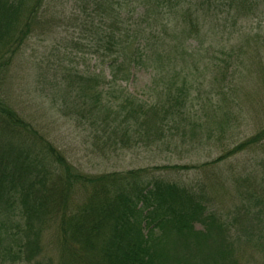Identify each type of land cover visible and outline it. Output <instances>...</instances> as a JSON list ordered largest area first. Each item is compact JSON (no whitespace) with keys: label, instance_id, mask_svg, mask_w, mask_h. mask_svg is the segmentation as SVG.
Wrapping results in <instances>:
<instances>
[{"label":"trees","instance_id":"trees-1","mask_svg":"<svg viewBox=\"0 0 264 264\" xmlns=\"http://www.w3.org/2000/svg\"><path fill=\"white\" fill-rule=\"evenodd\" d=\"M45 1L0 0V82L32 34ZM77 1L83 6L78 21L85 28L76 42L70 39L74 58H91L94 65L86 70L72 68L57 59L52 70L53 62L47 60L50 71L46 72H58L57 86H63V91H56L61 97L54 103L56 110L105 153L163 141L170 155L189 156L206 149L217 156L198 166L84 174L0 96V264H244L243 255L237 257L243 250L239 244L234 249L238 242L229 228L234 219L243 224L252 216L264 233V150L257 147L264 140V127L243 141L228 132L242 111L238 89L251 74L264 70L259 56L260 51L264 56V33L259 30L264 0ZM139 6L144 17L154 11L156 22L175 18L173 49L182 50L183 57L189 56L188 51L204 55L205 77L216 63L221 65L219 93L212 94L210 84L209 91L202 86L195 77L200 72L186 81L171 75L165 102L146 104L117 88L118 81L127 80L134 60L121 46L122 34L124 42L133 34L130 24L119 16H131ZM205 24L210 26L207 32L202 30ZM147 34L161 39L162 30ZM218 36L224 44H213ZM189 39L196 42L190 49L184 47ZM145 50L155 52L153 47ZM105 60L112 73L104 83L98 65ZM260 80L264 92V77ZM261 103L264 106V97ZM260 119L264 121V115ZM244 150L258 151L250 160V171L233 180L219 174L226 160ZM179 171H208L211 182L173 179ZM169 172L170 179L164 176ZM239 180L243 181L238 187ZM218 185L223 195L214 197ZM216 198L234 202L229 209L222 205L221 211L212 204ZM262 244L260 240L247 249L261 248L264 255Z\"/></svg>","mask_w":264,"mask_h":264},{"label":"rangeland","instance_id":"rangeland-1","mask_svg":"<svg viewBox=\"0 0 264 264\" xmlns=\"http://www.w3.org/2000/svg\"><path fill=\"white\" fill-rule=\"evenodd\" d=\"M83 1L86 2L87 0ZM82 8V2L79 3L77 0L45 1L42 12L36 20L37 24L34 25L31 32L32 34L17 51L7 69L5 79L0 82V96L4 98L3 101L17 111L27 124L30 123L32 127L43 133L53 145L63 152L68 162L84 174H101L111 171L154 167L161 169L160 167L170 165L193 164L198 166L199 163L212 161L217 153L208 154L209 151L206 149L203 150L204 152H200V150L193 152L189 156L180 153L170 155V152H166L167 148L164 149L162 146L163 141L155 142L149 146L139 144V149L123 150L115 153L106 151L105 153L102 146L100 150H96L91 140H86L87 134L79 129L73 120L67 116H62L59 110H56L58 107L54 103L61 98L56 91L57 88L63 91V86H57L56 79L60 77L58 72H46V70L50 71L47 60L53 62L52 70L56 69L57 59H60L59 63L66 66L69 63L72 68L79 67L86 70L91 69L94 65L91 58L85 61L75 60L74 42L70 41V39H73L76 42L80 39L79 33L85 28L82 26V21H78L82 19ZM125 10L127 11V8ZM153 15L154 11L144 17L141 6L136 8L131 16L128 14L124 16L123 13H120L119 20L126 22V25L129 23L130 31L133 33L130 38L128 37L127 42H124L122 34L123 44L121 43V46L124 45L126 53H132L131 57L134 60L131 63L127 80L118 81L117 88L124 94L146 104H152L155 101L165 102L167 99L165 93L168 92L167 88L170 89L171 75L174 78L176 77L178 81H186L190 75L194 77L193 74L200 72L195 77L202 81V86L204 85L205 89L209 91L207 88L210 84L212 94L219 93L222 88L221 65L216 63L211 70L212 74L205 77L208 67L204 64V60H201L204 55L191 54L188 51L189 56L183 57L182 50L173 49L176 41L173 40L172 33L178 31L177 26L174 28L173 21L175 18L171 16L169 23L161 20L156 22ZM128 16L130 17L129 20H127ZM249 21L244 22L248 24ZM261 23L263 25L259 26V30L264 33V18ZM201 26L200 23L198 27ZM208 28L210 26L206 25L202 30L207 32ZM148 30H162L161 39H151L147 34ZM135 31L140 33L137 38ZM143 31L145 34L142 33ZM176 40L180 41L181 39ZM212 40H214V37H212ZM218 41L219 44H224V38L220 36L214 40L213 44H217ZM71 43L72 45H70ZM195 45L196 42L192 39L184 43L186 48ZM152 47L155 52L147 54L145 49L149 50ZM77 56H79L78 53ZM259 56L264 65V56L261 51ZM90 60L92 61L90 62ZM107 62L105 60L103 64L98 65L105 74L104 79H101L104 83L110 79L109 73H112ZM258 72L251 74L245 80L236 95L237 103L241 105L240 109L242 111L237 114L235 127L228 134L233 135V139L238 138L239 141H243L247 137L249 139L255 137L264 127V121L260 119V115H264V106L261 103L264 92L260 85V79L264 77L263 68ZM203 91L200 92V95H203ZM78 93L81 92L78 91ZM222 107L227 108V106ZM69 110L72 111V108L70 107ZM230 136H227L226 139H230ZM263 141H260L257 147H263L264 150ZM233 146L229 145V148ZM257 152L252 151L249 153L244 150L242 153H238L237 156L229 158L225 161V165L223 164L224 166L219 174L222 175L223 173V177L229 175L232 180L241 178L244 175L242 171L252 169L250 160L255 157ZM208 171L202 173L179 171L177 175L173 174L175 178H172H179L185 183L202 182L204 179L207 181V176L212 174ZM213 172L216 175L214 170ZM164 176L170 179V172L164 174ZM242 181L239 180L238 187ZM210 182L207 181V183ZM219 187L218 185L214 197L220 194L223 195ZM234 196L235 189L232 190V197ZM232 202H234L233 198L230 201L227 199L226 203L216 198L212 204L214 208L221 209V206L225 205L229 209ZM243 224L244 226L241 228ZM243 224H241V219H234V223L229 228L231 235L238 242L234 245V249L239 244L243 250V254L240 253L237 257L243 255L241 259L244 264H260L264 261L262 249L250 250L247 248H250L253 243L258 244L260 240L261 243H264V233L259 231L252 216L244 219ZM196 228L199 229L200 226L197 225ZM50 254L54 259L56 258L55 253Z\"/></svg>","mask_w":264,"mask_h":264}]
</instances>
